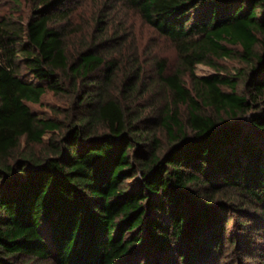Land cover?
I'll return each mask as SVG.
<instances>
[{"label": "trees", "instance_id": "obj_1", "mask_svg": "<svg viewBox=\"0 0 264 264\" xmlns=\"http://www.w3.org/2000/svg\"><path fill=\"white\" fill-rule=\"evenodd\" d=\"M28 1L0 13V264H264V0H107L88 26Z\"/></svg>", "mask_w": 264, "mask_h": 264}, {"label": "rangeland", "instance_id": "obj_2", "mask_svg": "<svg viewBox=\"0 0 264 264\" xmlns=\"http://www.w3.org/2000/svg\"><path fill=\"white\" fill-rule=\"evenodd\" d=\"M107 0H98V2H94V0H80L78 5V11L75 14L76 20L82 21L87 24L91 20L94 12L98 9L99 6L105 4ZM116 0H113V4ZM112 4V3H110ZM109 4V5H110ZM0 13L1 14H14L16 16H21L23 18H28L32 13V5L28 0H20L17 1V5L13 3V0H1L0 2ZM113 14V12L111 13ZM119 17L115 18L112 21L113 25L119 24L122 19L127 27L132 29V33L135 36V39L141 45V51L149 49L153 50V54H159L160 56H166L170 59L171 65H175L177 56L173 49V47L164 39L160 38L156 33L153 32L151 28L142 23V21L134 14L121 12L118 14ZM121 20V21H122ZM230 69H234L238 66V64L234 61L223 60ZM197 75L201 77H206V75H211L216 73L212 68L204 65H197L195 70ZM67 99L62 96H55L52 93L46 94L43 99L41 105H32V109L39 113L41 116H53L54 111L53 107L65 106ZM50 136L47 134L44 136V140L46 141Z\"/></svg>", "mask_w": 264, "mask_h": 264}]
</instances>
